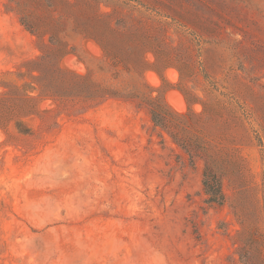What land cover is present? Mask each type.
I'll list each match as a JSON object with an SVG mask.
<instances>
[{
    "label": "rangeland",
    "instance_id": "1",
    "mask_svg": "<svg viewBox=\"0 0 264 264\" xmlns=\"http://www.w3.org/2000/svg\"><path fill=\"white\" fill-rule=\"evenodd\" d=\"M0 264H264V0H0Z\"/></svg>",
    "mask_w": 264,
    "mask_h": 264
},
{
    "label": "trees",
    "instance_id": "2",
    "mask_svg": "<svg viewBox=\"0 0 264 264\" xmlns=\"http://www.w3.org/2000/svg\"><path fill=\"white\" fill-rule=\"evenodd\" d=\"M152 120L160 125L165 126L161 114L158 112H151ZM188 152H195L194 149H186ZM202 186L205 194L207 195V201L209 203L221 204L224 200V193L221 187V177L214 164L210 161L208 155L205 160L204 170L202 174Z\"/></svg>",
    "mask_w": 264,
    "mask_h": 264
}]
</instances>
